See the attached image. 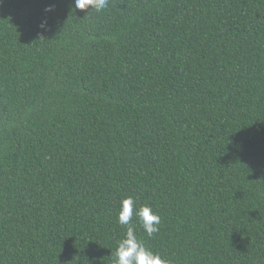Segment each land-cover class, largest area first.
<instances>
[{
	"label": "trees",
	"instance_id": "trees-1",
	"mask_svg": "<svg viewBox=\"0 0 264 264\" xmlns=\"http://www.w3.org/2000/svg\"><path fill=\"white\" fill-rule=\"evenodd\" d=\"M128 197L173 264H264V0H0V264H113Z\"/></svg>",
	"mask_w": 264,
	"mask_h": 264
},
{
	"label": "clouds",
	"instance_id": "clouds-1",
	"mask_svg": "<svg viewBox=\"0 0 264 264\" xmlns=\"http://www.w3.org/2000/svg\"><path fill=\"white\" fill-rule=\"evenodd\" d=\"M108 3L109 0H74V10L86 12L87 15L91 12L99 13L108 7ZM89 9L91 12H88ZM52 10L51 7L46 9V11ZM135 221H139L146 234L152 237L159 231L161 217L150 205H138L133 197L122 199L118 222L127 230L124 238L118 241L115 253H111L114 257L113 264H173L170 259L153 252L138 238L134 227Z\"/></svg>",
	"mask_w": 264,
	"mask_h": 264
}]
</instances>
